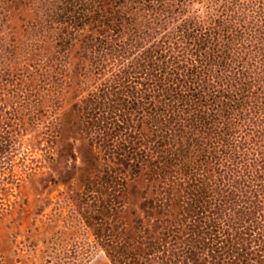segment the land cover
<instances>
[{
    "label": "rangeland",
    "instance_id": "obj_1",
    "mask_svg": "<svg viewBox=\"0 0 264 264\" xmlns=\"http://www.w3.org/2000/svg\"><path fill=\"white\" fill-rule=\"evenodd\" d=\"M219 2L228 5L222 14ZM212 18L239 28L241 44L230 48L241 62L217 75L211 67L205 87L227 89L235 65L264 79V0H0V264H264L256 235L233 230L222 241L208 227L215 212L231 223L264 213L256 199L249 210L237 204L240 190L264 192V118L252 98L220 146L228 158L211 149L213 189L225 193L222 180L234 187L199 196L206 179L189 185L182 175L173 208L162 203L158 172L168 176L191 148L184 138L167 154L175 132L156 148L168 162L153 153L164 110L179 111L163 81L151 86L144 74L182 73L194 46L181 30L201 39L196 21L209 27ZM261 86L251 89L263 96ZM138 91L145 96L133 102ZM227 117L194 142L205 147ZM212 196L233 201L225 208ZM200 205L206 212L197 214Z\"/></svg>",
    "mask_w": 264,
    "mask_h": 264
},
{
    "label": "trees",
    "instance_id": "obj_2",
    "mask_svg": "<svg viewBox=\"0 0 264 264\" xmlns=\"http://www.w3.org/2000/svg\"><path fill=\"white\" fill-rule=\"evenodd\" d=\"M216 6L218 14H222V11H224L225 9L227 10L228 5L219 2V4ZM220 20L221 19L212 18V22L209 27H205L204 25L201 26L196 21V30H198L200 27L203 32H206L205 35H207L202 37L201 39L194 38L192 36V31L187 29V27L181 30V33L184 34L185 32L184 43L190 45V47L194 46L191 50L194 54V57L190 59V61H188V59H185V62L188 63V66H186L185 69H182V73L179 70L175 71V69L171 70L156 67L154 73L145 72L144 74H149L151 76H147L149 77L151 86H158L156 83L158 79L163 81V87H165L166 90V92L163 93V97H165L166 99L174 98V101L176 102L175 107L179 111L176 116H171L167 109H163L164 117L161 121V124L163 125L161 128L162 132L158 134V136L154 139V143H156L157 146L154 147L155 150H152L153 153H155V155L157 156L159 155L161 158L163 157V163L168 162L167 158L163 154V150L160 151L156 148L158 147V144H162L164 145V147L169 146L167 145V141H165L164 138L166 136L169 139L173 133L175 134V132L179 133H176V137L171 144L172 146H174V149H167V154L174 155L178 147L183 145L182 140L184 138L186 139L185 141L188 142V146L191 148V153H189V155L187 156L188 158L186 160H179L180 162L175 165L174 170H170L168 176H162L160 172H158L157 174L159 180L163 182L161 185V189H165L163 194H166V191L168 193L165 196L164 202L162 203L169 208H173V206L175 205L177 192L174 189V184H176V182L180 180H183L184 176L182 175H185L188 184V181L194 182V184H196L198 181H200L201 177H204V179H206L203 182L204 188L200 189L199 191V196L202 193L204 196H207V193H210V195L217 194V191L213 189V183H211V180L213 179L212 172L214 170L211 158L215 155V152L211 151V149H213L217 145V150L219 151V153H223V156L228 158L226 151L224 153V148L222 149L220 146L224 145L225 147L228 145L229 141H226L227 134L231 135L232 137L236 135L239 116L243 114L242 110L244 109V105L248 106V103L244 100L245 98H252L249 100V107H252L254 113H256L261 119L264 118V91L262 94L263 96H260L259 94L255 93V90L251 89L253 87H256V89H262L263 87L261 86V84L264 83V79H257L251 75H248V71L244 72L241 69L242 66L239 67V65H235L238 62H241V60L238 58V55L235 56H237L239 60L237 58L233 60L234 56L231 54L232 49L230 48V46L234 42L238 43L237 45L241 44L235 38L236 33L239 31V28L235 29V26H230L228 24L225 25L224 23H222L221 25ZM222 39H224V44L221 43ZM231 60L233 61V63H235V66H232V68L238 72L237 75H234L233 78L228 79V88L219 91L211 88H206L205 86L207 82H211L209 84L213 83L212 79H210V81L208 79L211 67L214 70L213 72L217 75L225 66L229 65V62H232ZM174 63V68H176V70L180 69V66L178 65L179 63ZM249 63L251 64L252 68V63ZM240 73L241 75L248 76L247 80L238 81V76H240ZM181 75L185 77L184 80H182ZM215 83H217L216 80ZM236 90H238V93ZM217 92L220 93L218 94ZM205 93L207 95H204ZM258 95L259 97L256 98ZM133 96V102H136L141 100L145 95L142 96L138 91L135 92ZM229 100L231 101L229 102ZM209 103H212V107L208 106ZM175 107L173 108V110L175 109ZM224 115L228 116L226 118V125L222 126L221 124L217 126V128H214L211 132L207 133V135L210 134L214 136V139H211L210 142L205 141V147H201L198 145V143L194 142V140L196 141V139H194L195 136L205 134V128L209 129L208 126L213 127L212 124L215 125L216 121H220L219 119L223 118ZM235 115L237 118L234 117ZM130 119L132 120V117ZM120 121L124 122V118ZM259 130V136H262L263 145L264 133H261V131ZM176 147L177 149H175ZM150 148L152 147H149V149ZM192 156H194L196 160H199L198 167L197 164L196 166L194 165L195 163L193 161L195 160L192 161ZM226 160L227 159H225L224 161ZM134 164L136 167H140V164L137 161ZM170 164L171 163L169 162L168 165ZM185 167H189V171H187ZM221 184L222 186H224V189H222L225 193H218L217 196H224V194L228 193V189L231 190L232 187H234V183L229 181L223 182L222 180ZM246 187L249 188L250 186ZM254 191H256V189H254ZM256 192V194H251V191L249 190H240V198H238L239 202L237 203L238 206L242 207L243 209H252L251 207L254 204L253 199L258 200L260 206H264V192L262 194H260V192L258 191ZM213 199L214 205L216 203H223L225 208L226 205L233 201L231 199H228L230 201L227 202V199H222L221 197H213ZM214 205L210 204L208 206L214 207ZM199 209L200 211H198L197 214L206 212V210H204L201 205ZM227 209L231 210L230 207H228ZM260 210H262V207L260 208ZM211 212L213 213V211ZM230 213L231 216L232 212ZM215 214L217 215L214 216L215 218H213V222L210 223L208 227L216 231V233L220 235L222 241H224L225 239H231L233 230L236 233V237L238 239L240 238L241 234H253L254 236L256 235V239L258 240L257 245L259 246L260 251L259 256L260 258H263L264 253L262 252L264 251V213L262 211H257L258 215H256V217L245 218L244 216L243 219L240 220H238L235 215L234 219L232 220L233 223H231V221H226L227 219L224 218V216L221 217V215L216 212ZM170 217L171 216H169V218ZM175 222L177 225H181L180 220H175ZM234 223H236V227H234Z\"/></svg>",
    "mask_w": 264,
    "mask_h": 264
}]
</instances>
